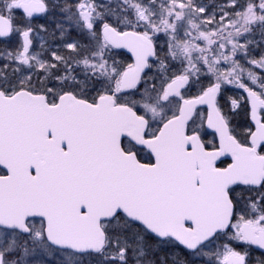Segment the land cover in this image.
Listing matches in <instances>:
<instances>
[{"label":"snow or ice","instance_id":"snow-or-ice-1","mask_svg":"<svg viewBox=\"0 0 264 264\" xmlns=\"http://www.w3.org/2000/svg\"><path fill=\"white\" fill-rule=\"evenodd\" d=\"M13 41L0 264H264V0H0Z\"/></svg>","mask_w":264,"mask_h":264},{"label":"flooded vegetation","instance_id":"flooded-vegetation-1","mask_svg":"<svg viewBox=\"0 0 264 264\" xmlns=\"http://www.w3.org/2000/svg\"><path fill=\"white\" fill-rule=\"evenodd\" d=\"M122 53V52H121ZM124 54V53H123ZM125 55V54H124ZM128 57V56H127ZM131 62V61H130ZM237 90H235V89H231V88H228L227 90H225L224 92H223V95L219 98L220 99V103H221V105H226L227 103H228V97L229 96H232V95H234L235 94V92H236ZM192 94H195V90H193V93ZM202 110H203V112H204V115H205V119H206V117H207V109L205 108V107H200ZM245 122V115H244V113L243 112H241L240 113V115L239 116H236V117H234V119H233V123L235 124V125H240V124H242V123H244ZM207 131H209V130H207ZM210 132V131H209ZM213 137L211 136V135H208V136H205L204 137V139L207 141V140H211Z\"/></svg>","mask_w":264,"mask_h":264},{"label":"trees","instance_id":"trees-1","mask_svg":"<svg viewBox=\"0 0 264 264\" xmlns=\"http://www.w3.org/2000/svg\"><path fill=\"white\" fill-rule=\"evenodd\" d=\"M69 2L74 3L75 0H69ZM40 19H42V18H38V22H39ZM40 34L44 38L43 40H44L45 43H46V41H45V37H46L48 42L51 43L54 47L60 42V39H61V37L58 36V33L56 34V40L55 41H53L50 36H48V35H46L44 33H40ZM73 35H74V33H73ZM4 47H9V46H6L4 44H0V48H4ZM120 58L121 59H126L127 62H130V59H127L128 57L126 55H124V54Z\"/></svg>","mask_w":264,"mask_h":264},{"label":"rangeland","instance_id":"rangeland-1","mask_svg":"<svg viewBox=\"0 0 264 264\" xmlns=\"http://www.w3.org/2000/svg\"><path fill=\"white\" fill-rule=\"evenodd\" d=\"M58 36H59V33H58ZM60 37V36H59ZM44 38L41 36L40 33H36L35 36H34V48H33V51H39L41 49V43L43 42L44 46L47 47L48 45H51L52 47H54L51 43L48 42L47 38L45 37V41L46 43L44 42L43 40ZM14 41L12 42V44L10 45H6V46H12L14 45ZM46 44V45H45ZM56 47V46H55Z\"/></svg>","mask_w":264,"mask_h":264},{"label":"water","instance_id":"water-1","mask_svg":"<svg viewBox=\"0 0 264 264\" xmlns=\"http://www.w3.org/2000/svg\"><path fill=\"white\" fill-rule=\"evenodd\" d=\"M119 51H121V52H123L124 54H126L128 57H130V53H127V51L126 50H119ZM199 107H205L206 109H207V107L206 106H199ZM209 131H211V130H209Z\"/></svg>","mask_w":264,"mask_h":264}]
</instances>
